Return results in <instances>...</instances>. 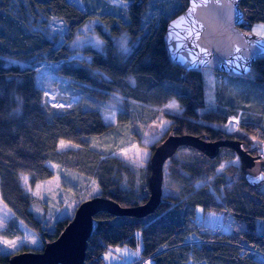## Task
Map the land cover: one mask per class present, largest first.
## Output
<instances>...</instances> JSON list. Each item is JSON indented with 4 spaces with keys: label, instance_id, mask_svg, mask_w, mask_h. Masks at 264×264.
Wrapping results in <instances>:
<instances>
[{
    "label": "trees",
    "instance_id": "trees-1",
    "mask_svg": "<svg viewBox=\"0 0 264 264\" xmlns=\"http://www.w3.org/2000/svg\"><path fill=\"white\" fill-rule=\"evenodd\" d=\"M106 1L125 8L124 21L109 13L97 16L87 0H0V201L13 215L0 233L8 238L20 235L18 221L36 234L35 239L1 247L0 264H7L17 253H41L44 243L56 239L73 215L75 209L69 217L48 221L45 214L37 218L31 211L37 200L23 189L20 176H26L27 185L33 188L54 176L48 162L81 177L86 187L95 185L98 194L87 199L103 197L122 208L147 200L148 162L138 176L111 156L114 150L105 151L99 140L88 141L116 132L115 125L104 122L102 104L118 105L128 115L131 102L157 108L169 100L177 102L181 113L147 111L137 122L140 133L133 128L128 133L129 141L130 137L140 139L141 133L151 132V121L158 115L169 120L165 132L147 146L150 154L171 131L209 142L236 141L253 156L264 146L260 122L264 116V55L254 58L247 75H233L249 77L251 82L240 85L252 83L255 91L250 90L248 99L254 102L246 101L252 106L235 107L220 100L207 107L202 70H187L186 65L172 62L166 46V25L186 8L187 0H168L163 11L147 22L144 18L151 0ZM239 8L242 32L264 26V0H240ZM50 18L66 27V38L95 18L108 33L96 29L103 40L101 49L86 46L80 50L89 61L68 60L74 50L43 28ZM122 34L128 39L127 49L113 42ZM40 64L51 65L52 73L66 84L65 94L79 96L81 102L69 108L49 105L36 86ZM238 109L249 112L241 115L244 111ZM238 112V129L227 134L226 121ZM126 120V116H117V122ZM62 140L77 148L58 151ZM182 151H187L186 157ZM234 159L238 161L229 148L208 159L193 148L180 147L164 164L161 201L152 214L138 219L100 212L94 217L96 227L87 241L85 264H103L101 255L108 246L135 248L137 233L142 242L137 264H264V191L246 184ZM222 163L228 164L218 170ZM197 208L230 214L231 231L204 227L195 220ZM259 220L262 226L257 232Z\"/></svg>",
    "mask_w": 264,
    "mask_h": 264
},
{
    "label": "rangeland",
    "instance_id": "rangeland-1",
    "mask_svg": "<svg viewBox=\"0 0 264 264\" xmlns=\"http://www.w3.org/2000/svg\"><path fill=\"white\" fill-rule=\"evenodd\" d=\"M87 3L91 10H94L96 15L103 13L114 14L122 21L125 20V8L122 5L108 3L106 0H87ZM168 0H151L148 4V13L144 20L147 22L149 17L158 15L163 11V7L168 5ZM47 23L43 25L44 30L51 36L56 37L60 42L65 43L74 50V55L68 60H80L85 59L89 61V57L84 56L80 50L86 46H91L96 49H101L103 40L101 39L99 32L108 33L107 27L99 21L98 18L84 23L82 26L76 28L72 34L66 38V27L54 18L46 20ZM98 29V31H96ZM252 34L264 39V26L254 25L252 28ZM127 37L122 34L120 37L114 39L116 47L121 49H127ZM123 45V47H122ZM38 71L35 75L36 86L44 92L45 101L58 108H69L81 102V97L68 96L65 94V82L61 81L52 73V67L49 64L38 65ZM203 77L205 79L206 86V104L207 107H213L218 102L229 103L231 106H250L254 102L253 98L248 99V93L253 90L250 85L241 84L240 82H251L249 77H235L230 74H217L211 70H202ZM252 78V77H250ZM131 83V80H129ZM217 88L219 90L217 91ZM255 91V90H253ZM250 102L246 104L247 102ZM177 102L169 100L164 103L160 108L154 106H147L137 102H131L127 104V113H123V110L117 105H100L102 108V117L105 123L113 124L116 127V132L111 135L102 136L100 138H88V141L97 143L105 151L114 150L111 156L117 157L127 164L131 169L135 171V174L139 176L142 173L144 166H146L149 160L150 151L147 146L151 145L169 126V120L161 118L160 115L151 121L153 126L151 132L141 133L140 139H133L130 137V141L127 137L128 133H131L133 129L139 132L137 122L141 114L147 111H169L172 114L181 113V109L178 107H169V105ZM252 106V105H251ZM242 108V107H241ZM244 111L241 115L248 113L249 111L238 109V111ZM126 116L125 122H117V116ZM135 119L136 121H132ZM261 125L264 126V116L260 117ZM133 128V129H132ZM140 133V132H139ZM132 138V139H131ZM63 142V143H62ZM77 146L69 141H60L57 145L58 151L67 149H76ZM183 152V153H182ZM181 156L186 157L187 151H182ZM185 152V153H184ZM189 156V155H188ZM234 164H238L239 161L233 160ZM228 163H222L218 170L224 168ZM47 165L53 170L54 176L44 182L37 183L33 188L29 187L26 183V176L21 175V185L26 192H29L37 201L31 207V211L37 218L46 216V219H61L63 217H69L83 198L87 199L91 196H96L99 192L95 185L86 187L85 181L70 172L61 170L55 164L48 162ZM168 180V179H167ZM166 180V181H167ZM169 181V180H168ZM167 181V183H168ZM264 191V183L261 186ZM13 219L12 213L4 206L0 201V232L3 231L7 223ZM195 220H199L206 228H216L221 233H229L232 228V217L230 214L213 213L203 211L197 208L195 211ZM17 228L21 231V234L13 238H8L0 233V248L14 246L16 244L23 243L27 240L35 239L36 234L27 228L21 222H16ZM262 221L257 223V232L261 231ZM137 244L135 248L118 245L108 246L102 253L103 264H137L141 259L142 242L140 234H136ZM148 264V262L146 263Z\"/></svg>",
    "mask_w": 264,
    "mask_h": 264
},
{
    "label": "water",
    "instance_id": "water-1",
    "mask_svg": "<svg viewBox=\"0 0 264 264\" xmlns=\"http://www.w3.org/2000/svg\"><path fill=\"white\" fill-rule=\"evenodd\" d=\"M240 0H187L186 8L166 25V46L172 62L187 70L208 69L217 74L247 75L256 56L264 55V39L239 29L243 14ZM239 49V51H237ZM180 147H190L208 159L222 148L231 149L238 158L246 184L257 189L264 183V160L244 150L239 142H209L169 132L154 147L148 160V198L139 206L122 208L115 202L93 197L77 205L69 222L53 241H46L41 253L12 255L7 264H85L87 241L96 227L100 212L112 216L144 218L161 201L163 167Z\"/></svg>",
    "mask_w": 264,
    "mask_h": 264
},
{
    "label": "built area",
    "instance_id": "built-area-1",
    "mask_svg": "<svg viewBox=\"0 0 264 264\" xmlns=\"http://www.w3.org/2000/svg\"><path fill=\"white\" fill-rule=\"evenodd\" d=\"M240 113L241 112H238V114L236 116L229 117L228 120L226 121L225 132L227 134H232L238 129ZM254 156H257L261 160H264V146H260L256 150V154Z\"/></svg>",
    "mask_w": 264,
    "mask_h": 264
},
{
    "label": "snow or ice",
    "instance_id": "snow-or-ice-1",
    "mask_svg": "<svg viewBox=\"0 0 264 264\" xmlns=\"http://www.w3.org/2000/svg\"><path fill=\"white\" fill-rule=\"evenodd\" d=\"M121 2H123V0H121ZM123 47V45H122ZM237 51H239V49H237ZM169 107H178L177 105H175V103L173 102V104L169 105ZM63 143V142H62Z\"/></svg>",
    "mask_w": 264,
    "mask_h": 264
}]
</instances>
